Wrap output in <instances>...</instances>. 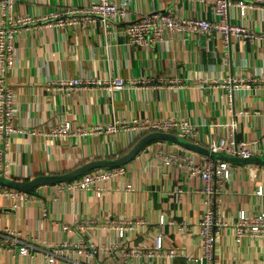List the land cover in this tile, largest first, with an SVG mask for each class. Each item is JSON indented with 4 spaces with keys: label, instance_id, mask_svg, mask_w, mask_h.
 <instances>
[{
    "label": "crops",
    "instance_id": "obj_1",
    "mask_svg": "<svg viewBox=\"0 0 264 264\" xmlns=\"http://www.w3.org/2000/svg\"><path fill=\"white\" fill-rule=\"evenodd\" d=\"M91 1L15 0V14L31 15L42 23L22 25L18 32V59L8 75L16 90L17 130L5 150L0 173L29 179L69 171L93 159L121 155L141 137L124 129L47 134L46 130L66 120L88 130L116 118H187L198 125L205 139L234 135L238 140L254 139L264 149V0H246L248 6L235 4L230 9V19L263 34L260 40L242 43L233 38L228 44L214 32L178 35L152 47L128 43L123 31L128 20L108 27L99 18L69 28L48 18L68 6H86ZM129 2V20L159 9L214 16V0ZM230 77L248 84L236 92L233 107L227 95ZM73 78L89 82L73 88L60 82ZM119 78L124 79V87L103 84ZM176 146L166 140L151 141L124 163L127 173L109 180L101 195L94 189L61 191L56 184H48L37 187L18 208L10 198L0 197V264H188L184 256L125 254L131 248L155 246L160 234L165 248L177 246L186 253L201 254L202 180L165 165L159 157L161 148L189 152ZM194 153L203 160L205 154ZM221 195L224 212L233 220L245 212L264 210V164L233 163ZM125 217L145 222L130 231L128 241L117 250H102L93 257L78 252L81 241L109 246L120 240L107 220ZM182 220L188 222L191 233L180 229ZM76 221H91L97 227L84 229ZM7 227L15 229V234H7ZM25 242H32L29 254L19 250ZM215 262L264 264V239L238 242L234 231L226 228L216 244ZM197 264L207 263L201 259Z\"/></svg>",
    "mask_w": 264,
    "mask_h": 264
},
{
    "label": "built area",
    "instance_id": "obj_2",
    "mask_svg": "<svg viewBox=\"0 0 264 264\" xmlns=\"http://www.w3.org/2000/svg\"><path fill=\"white\" fill-rule=\"evenodd\" d=\"M262 1V0H258ZM214 16L208 18L200 15H178L171 11L159 9L145 12L135 19L129 20V0L118 3L115 0H92L86 6H68L61 11L51 13L48 18L52 17L54 24L57 26L73 28L82 24V22H93L102 18L108 27L115 26L122 20H128L123 31L129 44L143 45L152 47L158 42H171L178 35L186 36L188 34H210L218 33L224 40L229 42L236 40L247 43L248 41L260 40L263 34L257 33L247 27L242 22H235L230 19V9L233 5L238 4L248 6L246 0H214ZM15 0H0L2 9V20H0V165L5 158V150L9 148L11 135L17 130L16 126V90L8 81V75L17 63V36L22 25L36 24L39 25L41 19L31 15L15 14ZM227 84L228 101L231 107L234 105L236 92L245 88L248 84L241 78L230 77ZM67 88L81 87L87 85L89 81H83L80 78H73L60 81ZM130 83L135 81L131 80ZM108 87H124L125 81L122 78L115 81H106L103 83ZM242 112V111H240ZM236 126L234 120L232 127ZM124 129L133 131L137 136L150 131H168L177 133L183 137L194 140L198 143L209 146L216 151H228L240 156H264V149H261L256 140H238L234 135L221 136L218 138H203L201 131L196 123L187 118L163 117V118H133L131 120L116 118L105 125H95L92 129H82L73 127L68 120L56 123L46 130L47 134L54 136H66L71 133L86 132H109L116 133ZM36 129L32 133H36ZM137 137V138H138ZM170 142V141H169ZM174 145V142H171ZM177 148L182 147L177 144ZM159 157L162 163L175 169H182L190 177H199L203 185L199 189L204 195L205 212L200 222L199 234L201 238L202 251L199 255L186 253L177 246L165 248L163 235L157 236V242L153 247H144L142 249L131 248L126 251V255L133 257H157L168 256L175 258L184 256L188 264H197L201 259H205L207 264H216L215 248L218 240L221 238L224 229L231 228L234 231L235 238L238 242L245 239H264V210L242 213L237 220H233L224 212L222 195L225 190L226 181L231 177L233 163L223 159H217L210 155H204L203 160L196 158L194 151H182V149H172L170 151L164 148L159 149ZM128 168L126 164H120L111 167H102L93 169L77 178L55 183L59 190L64 188L77 189H94L101 195L106 188L109 180L116 179L125 175ZM128 189L133 185L128 183ZM182 190V189H181ZM258 194H263L262 189L257 190ZM29 192L11 187L0 183V197H8L13 206L18 208L22 202L29 198ZM78 223V221H76ZM112 223L115 227L120 240L113 241L109 246L106 244L96 245L94 242L86 243L81 241L78 252L94 256L96 252L102 250H117L121 245L127 242V234L132 230H137L140 223L145 219H134L125 217L114 219ZM165 219H161L164 223ZM174 222V221H171ZM78 226L84 229L96 228L95 223L88 221L78 223ZM180 229L191 233L189 224L182 220L179 225ZM7 234H15L16 230L10 227L6 229ZM16 238L12 240V249H16ZM67 244V243H64ZM32 242H25L19 247L23 254L31 253L30 246ZM84 245V246H83Z\"/></svg>",
    "mask_w": 264,
    "mask_h": 264
},
{
    "label": "water",
    "instance_id": "obj_3",
    "mask_svg": "<svg viewBox=\"0 0 264 264\" xmlns=\"http://www.w3.org/2000/svg\"><path fill=\"white\" fill-rule=\"evenodd\" d=\"M154 140H166V141L174 142L188 150L200 152L205 155H210L217 159L230 161L232 163L264 164V156L262 155L239 156L224 151H216L211 149L207 145L198 143L194 140L183 137L177 133L159 130V131H150L143 134L131 146V148L128 151L116 157L93 159L69 171H65L61 173L38 174L29 179H20V178L8 176L5 173H0V183L32 193L34 192L35 188L38 186L68 181L77 178L96 168L111 167V166H117L120 164L127 163L133 160L147 144H149L151 141Z\"/></svg>",
    "mask_w": 264,
    "mask_h": 264
},
{
    "label": "rangeland",
    "instance_id": "obj_4",
    "mask_svg": "<svg viewBox=\"0 0 264 264\" xmlns=\"http://www.w3.org/2000/svg\"><path fill=\"white\" fill-rule=\"evenodd\" d=\"M110 122H111V121H110ZM107 124H108V123H107ZM79 128H80V127H79ZM79 128H78V129H79ZM178 145H179V144H178ZM224 152H227V153H230V154H233V155H238V154H234V153H231V152H228V151H224ZM239 156H240V155H239ZM126 173H127V172H126ZM38 187H39V186H38ZM36 188H37V187H36ZM36 188H35V189H36Z\"/></svg>",
    "mask_w": 264,
    "mask_h": 264
},
{
    "label": "trees",
    "instance_id": "obj_5",
    "mask_svg": "<svg viewBox=\"0 0 264 264\" xmlns=\"http://www.w3.org/2000/svg\"><path fill=\"white\" fill-rule=\"evenodd\" d=\"M139 137H140V136H139ZM139 137H138V138H139ZM138 138H137V139H138ZM137 139H136V140H137Z\"/></svg>",
    "mask_w": 264,
    "mask_h": 264
}]
</instances>
